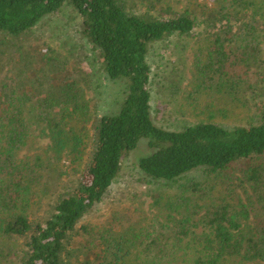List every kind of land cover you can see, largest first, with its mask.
<instances>
[{
	"label": "trees",
	"instance_id": "16d2710c",
	"mask_svg": "<svg viewBox=\"0 0 264 264\" xmlns=\"http://www.w3.org/2000/svg\"><path fill=\"white\" fill-rule=\"evenodd\" d=\"M178 1L182 7L154 0L152 15L130 0H0V264H128L133 254L145 264H264V0ZM66 5L106 78L125 84L117 111L93 118L89 147L73 129L92 119L91 106L69 109L60 100L84 89L83 76H63V66L51 73V59L32 44L37 24ZM182 37L194 40V75L207 88L237 105L261 96L244 125L154 123L147 55L154 43L175 46ZM37 138L48 142L30 154ZM140 140L152 152L138 173L163 206L159 231L175 229L171 246V236L150 246L137 230L80 225L108 200ZM65 160L68 169L58 170ZM198 169L206 183L187 177ZM47 171L44 188H33L30 177Z\"/></svg>",
	"mask_w": 264,
	"mask_h": 264
},
{
	"label": "rangeland",
	"instance_id": "374dc122",
	"mask_svg": "<svg viewBox=\"0 0 264 264\" xmlns=\"http://www.w3.org/2000/svg\"><path fill=\"white\" fill-rule=\"evenodd\" d=\"M171 1L173 6L182 7L181 3L178 4V0ZM203 1L211 4L209 0ZM153 2L154 0H130V4L138 13L149 10L150 14L157 15V10L151 5ZM201 27L202 25L197 29ZM32 34V44L39 52L42 51L51 59L49 65L51 73H57L63 66L65 71L62 73L63 76H68L73 70H76L73 73L83 76L81 83L84 89L78 90L69 97L61 96L60 100L69 109L76 104L83 106L87 103L91 106V109L85 110V113L92 119H84L79 123L74 121L73 129L77 135L84 134L87 137L89 147L93 133L92 121L103 114L117 111L124 96L125 84L121 81L110 82L106 78L100 53L87 38L83 37L79 16L71 6L66 5L58 13L43 18ZM35 34L39 39L35 38ZM195 46L194 40L182 37L175 46L166 39L154 43L150 48L147 60L151 68L150 107L154 123L169 130H180L203 121L216 122L229 127L244 125L250 116L258 111L257 102L262 100L261 96L251 94L245 106L243 103L237 105L224 93L207 88L206 84H202L194 75L193 47ZM250 103L252 110L248 111L246 108L250 107ZM54 114L57 115L58 112L54 111ZM47 142L45 138L33 139L28 149L29 153L37 151L39 146H45ZM151 152L146 141L140 140L139 145L123 159L120 173L111 187L108 200L101 205L93 217L83 220L80 225L88 222L94 225L106 223L116 231L137 230L143 236L142 241L150 246L154 242L152 238L165 242L167 236H171L168 244L170 246L175 244L173 239L175 229L165 230L162 233L159 231V223L164 218L163 206L154 203L153 187L146 182L145 176L138 173L139 159ZM50 153L51 151L48 152ZM68 167L67 160L62 166L57 165L58 170ZM51 175L52 173L47 171L43 176L35 174L37 178L30 177L33 188L43 189ZM187 177L197 178L204 183L207 177L209 178L202 169L189 172ZM52 190L56 188L52 187ZM169 191L167 187H162L158 192ZM108 220L112 221L109 223ZM68 243L67 252L73 255L72 241L69 240ZM129 259L128 264H145V260H136L135 254ZM166 262V260L161 261L160 264H167Z\"/></svg>",
	"mask_w": 264,
	"mask_h": 264
}]
</instances>
